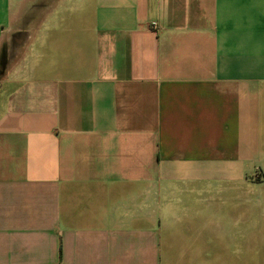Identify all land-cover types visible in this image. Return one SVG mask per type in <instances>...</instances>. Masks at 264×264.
<instances>
[{
  "label": "crops",
  "instance_id": "1",
  "mask_svg": "<svg viewBox=\"0 0 264 264\" xmlns=\"http://www.w3.org/2000/svg\"><path fill=\"white\" fill-rule=\"evenodd\" d=\"M256 244L264 0H0V264Z\"/></svg>",
  "mask_w": 264,
  "mask_h": 264
},
{
  "label": "rangeland",
  "instance_id": "2",
  "mask_svg": "<svg viewBox=\"0 0 264 264\" xmlns=\"http://www.w3.org/2000/svg\"><path fill=\"white\" fill-rule=\"evenodd\" d=\"M260 180V179H259ZM259 180L256 181V184H259ZM261 188L260 186L256 185V189ZM261 191V190H260ZM260 191H257L256 197H255V204L256 207H259L260 210L262 208V196ZM262 212H257L256 213V218H255V229H256V236L258 237L259 240L262 239ZM263 251L264 248L261 244H256L255 245V264H263Z\"/></svg>",
  "mask_w": 264,
  "mask_h": 264
}]
</instances>
